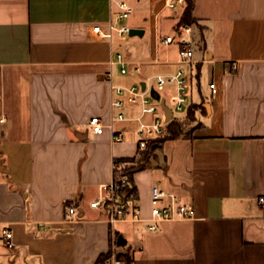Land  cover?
Here are the masks:
<instances>
[{
    "label": "crops",
    "instance_id": "crops-1",
    "mask_svg": "<svg viewBox=\"0 0 264 264\" xmlns=\"http://www.w3.org/2000/svg\"><path fill=\"white\" fill-rule=\"evenodd\" d=\"M126 1L132 13L147 5L150 20L129 26L143 30L132 37L144 38V50H121L117 36L93 34L117 13L111 0H0V264H95L116 232L117 252L131 253L132 264H264V205L257 202L264 196V0L194 1L202 30L191 27L193 58L184 67L194 65L197 79L204 70L208 81L190 100L197 126L190 138L153 149L133 172L137 199L127 212L138 209V219L110 224L104 209L90 207L105 196L114 159L143 150L135 122L109 127L111 85L180 66L176 46L162 39L173 34L181 7ZM118 51L132 55L128 79L110 63ZM94 116L101 134L88 126ZM112 130L121 142H112ZM154 186L192 205L194 216L149 230ZM65 202L76 210L71 221ZM4 229L12 232L11 250Z\"/></svg>",
    "mask_w": 264,
    "mask_h": 264
},
{
    "label": "built area",
    "instance_id": "built-area-1",
    "mask_svg": "<svg viewBox=\"0 0 264 264\" xmlns=\"http://www.w3.org/2000/svg\"><path fill=\"white\" fill-rule=\"evenodd\" d=\"M117 7V13L108 22L106 29L101 25L92 27L93 34L101 39H112L114 36L123 37L128 34L130 27L124 22L132 13V7L126 0H111ZM166 8L176 10L182 7L184 0H164ZM164 45L174 44L177 48V61L180 66L170 73H157L147 77L144 80L145 89L142 90L139 83L122 86L111 85L113 93L110 107L112 115L110 118L109 127L112 129L114 122L132 121L136 123L135 133L137 136L138 148L144 149L146 142L162 135L165 130V125L168 121L165 119L164 111L161 108L160 101L171 110L172 118L175 111H183L187 109L191 102L188 94V74L184 65L192 62L193 47H192V28L189 25H175L173 34L166 35L162 39ZM111 64L119 66V72L126 75L129 72V65L134 64L132 55L128 51H118L114 53ZM138 66L133 67V71L138 72ZM111 73H108V77ZM153 87L159 94V100H155L150 95V88ZM209 87L212 93L215 92L214 83H210ZM173 106L167 105V102ZM130 107L126 110V107ZM137 108V110L135 109ZM149 116V119H145ZM170 119V120H171ZM88 126L94 134H101L104 129L102 121L94 116L88 120ZM112 142L118 143L123 140V137L112 130ZM125 164L129 168L137 166V162H123L112 165V180L104 185L103 190L105 196L102 199L95 200L90 203V207L104 209L107 214V220L110 224L125 219H138V209H133L131 215L128 216V205L125 200L119 195L123 185L129 181L128 175L125 173ZM164 199H167L164 202ZM258 204L264 205V196H259ZM76 210L74 207H68L65 210V218L68 221L72 220ZM150 213L152 224L149 225V230L155 231L158 229V224L162 220L174 218H191L195 214L192 205L178 202L172 195L162 191L158 187L151 188L150 198ZM2 239L7 249H13L12 232L9 229L2 231ZM118 239L115 235L112 236L111 254L101 264H126L124 261L116 258L118 247Z\"/></svg>",
    "mask_w": 264,
    "mask_h": 264
},
{
    "label": "trees",
    "instance_id": "trees-1",
    "mask_svg": "<svg viewBox=\"0 0 264 264\" xmlns=\"http://www.w3.org/2000/svg\"><path fill=\"white\" fill-rule=\"evenodd\" d=\"M194 1L195 0H184V3L181 7V13L176 22V25L180 26L186 24L193 28H196L198 31H201L202 26L200 25L199 21L196 18H194L192 15ZM197 109L198 106L196 104H190V106L185 111V115L183 119L173 118L169 120L165 125L164 133L156 137L155 139L147 141L146 147L143 150L138 151V156L136 158L114 159V162L116 164H120L127 161H133L134 159L137 162L136 167L125 169V173L128 175L129 181L127 184L123 185L122 190L119 193V195L123 198V200L126 201L127 205H129V203L137 199L136 189L131 182V177L133 172L135 170L144 168L146 166V159L149 153H151L153 149L161 148L166 140L177 139V138H190L191 131L195 126H197L196 124ZM187 122H195V125H193L189 130H185L184 126L186 125ZM68 207H70L69 203L65 202V208ZM117 235L118 233L116 232V237ZM110 254H111V250L105 254L100 255L95 264L103 263V261L107 257H109ZM116 258L124 261L126 264H132L133 261V255L131 253L116 252Z\"/></svg>",
    "mask_w": 264,
    "mask_h": 264
},
{
    "label": "rangeland",
    "instance_id": "rangeland-1",
    "mask_svg": "<svg viewBox=\"0 0 264 264\" xmlns=\"http://www.w3.org/2000/svg\"><path fill=\"white\" fill-rule=\"evenodd\" d=\"M145 6H147V5H145ZM145 6L143 9L141 7L137 10L133 9L134 10L133 13L130 15V17L128 19H126L125 24L130 26L133 23H138L139 21L143 20V18H146L149 21L150 20L149 14L145 11V9L147 8ZM160 28L163 32L169 31L168 23H166V22H162ZM114 40L116 41V43H118L121 46V50H127L128 48L134 49V50H144V48L146 46L144 38L139 39L137 37L129 36L128 34H125L123 37H115ZM196 52H198V50H196ZM186 68H187V74H188L189 98L192 102H197L198 95H199V88H201V90H204V88H206L208 85L206 73L204 70H202L201 75L197 79L196 70H195L194 65L192 66V69L190 68V66H186ZM129 75H131V74L130 73L127 74L125 78L128 79V77H130ZM166 102H167L168 106L173 107L169 103V101H166ZM181 115H183V111L180 112V111L174 110V116L175 117L181 116ZM183 117L184 116L180 117V119H183ZM193 125H195V122H187L186 125L184 126V129L189 130ZM127 162L128 163L129 162H136V160L134 159L133 161H127ZM124 166H125V169H130L128 164H125ZM133 167H131V168H133ZM135 167H136V165H135Z\"/></svg>",
    "mask_w": 264,
    "mask_h": 264
},
{
    "label": "water",
    "instance_id": "water-1",
    "mask_svg": "<svg viewBox=\"0 0 264 264\" xmlns=\"http://www.w3.org/2000/svg\"><path fill=\"white\" fill-rule=\"evenodd\" d=\"M142 34H143V30L142 29H136V28H130L129 32H128L129 36H141ZM139 84H140L142 90H144L145 89V82L141 81ZM150 95L155 100H159V94L153 87L150 88ZM160 105H161L162 110L164 111L166 121H169L172 118L171 110L164 104L163 101H160ZM120 239H121V236L118 237V242H117L118 246L122 245V241L119 242ZM118 252H121V251L119 250Z\"/></svg>",
    "mask_w": 264,
    "mask_h": 264
}]
</instances>
